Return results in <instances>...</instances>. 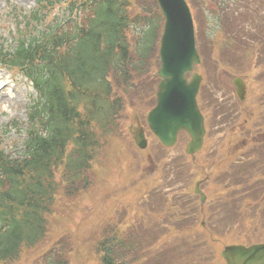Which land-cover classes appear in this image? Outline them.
Segmentation results:
<instances>
[{"label":"trees","instance_id":"1","mask_svg":"<svg viewBox=\"0 0 264 264\" xmlns=\"http://www.w3.org/2000/svg\"><path fill=\"white\" fill-rule=\"evenodd\" d=\"M62 4L69 10L66 30L61 32V23H55L48 33L32 34V24L43 25ZM133 5L142 13L131 17L129 9ZM25 20L26 30L31 32L18 31L15 47L0 46V64L29 78L39 95L28 107L29 126L21 148L8 150L0 141V264L17 261L25 249H39L49 236L52 219L68 214L64 209L67 200L92 189V163L118 137L126 104L135 106L136 81L152 67L160 66L158 45L163 18L155 0H39L37 9ZM205 49L200 50L202 57L209 56ZM154 79L145 93L152 97L143 105L149 109L159 81L157 75ZM207 164L201 158L197 171L180 165L178 172L167 163L161 177L173 182L193 175L184 179L180 189L191 191L189 182L199 177ZM58 171L62 172L59 180ZM174 198L164 195L158 206L149 205L150 219L167 228L149 244L142 237L143 229L123 231L113 222L104 224L91 241L93 263L160 264L161 258L163 264H170V253L165 246L160 252L158 245L177 234L186 239L187 248L180 251L173 246V252L185 264L204 263L196 262L202 257L198 255L210 247L215 257V245L232 236L234 229L202 227L204 213L197 208L193 212L186 209L195 201L184 198L175 202ZM188 212L191 214L185 216ZM65 225V232L73 235ZM139 232L140 241L136 240ZM59 245L48 250L42 246L30 264H70L72 255L80 252L70 239L64 241L61 250Z\"/></svg>","mask_w":264,"mask_h":264},{"label":"rangeland","instance_id":"2","mask_svg":"<svg viewBox=\"0 0 264 264\" xmlns=\"http://www.w3.org/2000/svg\"><path fill=\"white\" fill-rule=\"evenodd\" d=\"M37 1L38 0H0V46L2 45L4 48L14 47L15 37L18 31H22L23 33L30 32V29L26 31L23 30L26 20L20 19V17L21 13L22 15L28 16L30 12L36 8ZM201 3V19L199 17L197 18L198 9L193 10L194 17H196L197 20V29L199 21L202 20L201 26L203 29H209V35L214 38L210 37V39L208 38L205 42V35L203 32L199 31V34L204 37L199 38V48L202 50L206 47L205 52L209 53V56H206L203 63L201 62L200 65L195 68V72L204 77L202 88L206 90L207 96L213 99V103H220L221 101H226L221 92L224 90L223 88L233 92L232 78L227 74V71L230 73L232 72L225 69L224 62L218 64V61L221 60V40L219 36L222 37L224 33L222 25H218L216 19L210 15L208 10L211 4L203 0H201ZM61 10L62 5L55 8L53 14L45 20L44 26H38L36 29L37 32L33 34L38 35V33L41 32L47 33L49 27L54 24L55 19L63 17L62 13H60ZM262 14H264V10H262ZM17 20L19 21L18 26L17 23H15ZM239 21L241 24H244V20L241 16H239ZM251 22L261 24L262 20L250 19L248 23ZM218 31H220L221 34L216 37ZM247 33L248 37L252 35L249 30H247ZM18 37L19 36H17V38ZM245 56L248 61L247 63L249 65L252 64L254 53L248 51L245 53ZM211 64H213L212 67L208 69ZM238 64L241 66V70H243L242 62L238 61ZM262 69L263 68L260 67L258 71L249 72V76L251 77L250 96H247V104L245 105V112L248 114H251V112L258 113L260 110L264 109V104L260 102L263 84L258 81V77L262 74V72H260ZM156 74L157 68L154 66L142 80L136 81L138 96L134 97L135 106L131 108L126 104L125 111L121 115L119 121L122 128L119 131L118 137L111 142L109 147H104L99 157L92 163L90 170L93 181L92 189L82 193L77 198L68 199L64 207V209L68 211V214H63L62 216L58 214L52 219L49 236L42 246L48 250L56 243H59L61 250L64 241L68 239L72 240L75 247H80V252L72 255L70 264H96L93 263L95 259L91 254V241L95 240V235L100 232V229L103 230L104 224L108 222H113V225H118L123 231H128L132 228L138 231L140 229L145 230L142 237H144L147 244H149L151 239L155 236L158 235L157 238L162 236V231L167 229L164 228L163 225L155 223L150 219L149 213L152 212L149 205H159V199L165 195V190L163 189L164 184L169 183L171 180V178L167 180L161 177L164 164L171 161L170 163L176 167L178 172L181 169L180 165H188L187 161L178 158L185 154L184 150L188 143V139L186 136H182L180 142L174 149L167 150L161 148L159 143L150 136V138L148 137V149L141 151L136 147L135 143H133L132 136L129 133L130 128L139 129L144 127L147 129L145 119L150 109L143 105L147 100L152 98L149 94L145 96V93L148 85L155 80ZM254 76V81H256V83L252 81ZM189 79H191V76ZM0 83L9 86L8 93L13 94L14 98H12L13 101L0 100V137L2 128L4 129L5 126L10 123H18L20 129L13 128L5 139L10 146H19L25 136L24 129L27 126V108L32 100L36 99L37 94L31 83L20 73L15 70L9 71L1 66ZM233 101L234 99L229 102V105H231ZM147 103L151 105V101ZM240 108L242 109V107ZM255 122L252 124L253 132L257 130ZM208 124L209 127L214 128L212 119H210ZM220 147L221 145L218 146L217 152L219 155H222L219 151ZM211 148L216 149V146L208 145L207 156ZM187 168L188 170L193 168L195 171L197 169L192 165H188ZM61 174V171L57 172V180L60 179ZM192 176L193 175H187L184 178L180 177L178 180L183 182L184 179ZM175 178L176 176L173 177V180ZM205 190L207 194L212 192L210 186L206 187ZM234 213L235 210H230L220 219L214 220L216 228L218 227L220 231H222L224 228L228 229L234 227L239 219L238 215ZM248 218L250 217L248 216ZM258 223L264 228L262 222ZM64 225L66 226L65 229H70L73 235L65 232L63 229ZM185 227H187V225H185ZM240 230L242 231V228ZM74 233L77 236H74ZM140 235L139 232V239L136 240L140 241ZM175 237H180V234H177ZM175 237L172 236L169 241H163L158 246H165L166 253H170V264H185V261L180 259L177 254L173 252V246L177 248L183 247V245H179L173 240ZM261 237H264V231L257 230L254 234V238ZM221 242L220 245H215L217 248L216 253H218L217 256L214 257L212 254L214 253V248L210 247L209 250L198 255V257H202L201 259L197 258L196 262L200 263L203 261L204 263L202 264H224L219 254L230 242ZM42 246L40 248H42ZM40 248L34 251H26L27 249H25L20 259L10 264H30L33 259L39 256L38 253L39 250H41ZM139 256L142 255L140 254L138 257ZM158 260L160 264H163L161 258Z\"/></svg>","mask_w":264,"mask_h":264},{"label":"water","instance_id":"3","mask_svg":"<svg viewBox=\"0 0 264 264\" xmlns=\"http://www.w3.org/2000/svg\"><path fill=\"white\" fill-rule=\"evenodd\" d=\"M157 1L165 17L159 52L162 68L158 73L163 81L159 85L157 105L149 113L147 122L151 132L166 147H173L178 133L186 131L191 138L186 152L194 155L202 148L205 127L196 101L202 78L195 74L190 84L184 78L192 71L193 64L200 62L193 21L185 0ZM134 135L138 147L145 149L144 131ZM222 255L227 264H264V244L226 247Z\"/></svg>","mask_w":264,"mask_h":264},{"label":"bare ground","instance_id":"4","mask_svg":"<svg viewBox=\"0 0 264 264\" xmlns=\"http://www.w3.org/2000/svg\"><path fill=\"white\" fill-rule=\"evenodd\" d=\"M8 88L9 86L7 84L4 83H0V100L3 101H13V94H9L8 93ZM13 98V99H12Z\"/></svg>","mask_w":264,"mask_h":264},{"label":"flooded vegetation","instance_id":"5","mask_svg":"<svg viewBox=\"0 0 264 264\" xmlns=\"http://www.w3.org/2000/svg\"><path fill=\"white\" fill-rule=\"evenodd\" d=\"M244 146H243V148L245 149V148H250V145H248V143H247V141H244V144H243Z\"/></svg>","mask_w":264,"mask_h":264}]
</instances>
